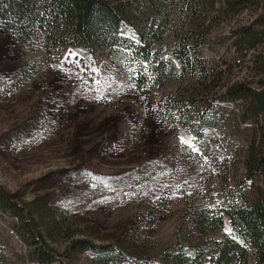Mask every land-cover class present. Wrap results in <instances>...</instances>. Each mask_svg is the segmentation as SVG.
Instances as JSON below:
<instances>
[{
	"label": "rangeland",
	"instance_id": "1",
	"mask_svg": "<svg viewBox=\"0 0 264 264\" xmlns=\"http://www.w3.org/2000/svg\"><path fill=\"white\" fill-rule=\"evenodd\" d=\"M137 5L140 12L125 11L132 29L150 16L166 19L158 43L164 82L148 93L133 86L137 66L126 53L48 46L0 28V190L39 206L37 229L56 258L47 264H89L93 254L72 250L75 241L113 244L134 264H171L169 251L234 236L222 214L221 225L208 217L192 228L187 211L218 207L223 190L244 180L248 152L260 151L259 125L244 122L234 137L208 129L196 140L172 105L212 102L258 80L264 38L237 53L231 33L263 15L264 0ZM180 41L198 46L184 65L172 53ZM12 221L0 213V264H40L27 258Z\"/></svg>",
	"mask_w": 264,
	"mask_h": 264
},
{
	"label": "trees",
	"instance_id": "2",
	"mask_svg": "<svg viewBox=\"0 0 264 264\" xmlns=\"http://www.w3.org/2000/svg\"><path fill=\"white\" fill-rule=\"evenodd\" d=\"M130 9L140 12L137 0L118 5L106 0H0V28L18 38L45 40L48 46H73L88 53L110 49L126 53L137 66L133 86L139 93H148L153 84L164 82L158 43L166 19L150 16L140 27L132 29L126 26L125 11ZM231 34L234 52L250 51L264 38V14ZM186 43L180 41L172 50L173 57L182 65L189 62V51L198 47L194 41L190 46ZM224 103H238L239 109L233 112L224 108ZM172 106L189 136L196 140L203 138L208 129L234 137L240 134L244 122L258 124L260 151L248 152L244 160V180L236 182L233 189L223 190L221 205L187 211V221L192 228L200 227L208 217L221 225L222 214L234 236L210 241L200 238L187 249L167 252L165 259L171 264H264V66L255 83L231 85L212 102L183 99ZM0 213L13 219L10 228L29 248L26 253L29 260L40 264L56 260L37 229L36 222L42 216L39 206H33L31 201H17L0 190ZM71 249L90 251L93 255L89 264L135 263L134 258L120 253L113 244L95 246L75 241ZM4 257L0 242V262Z\"/></svg>",
	"mask_w": 264,
	"mask_h": 264
}]
</instances>
